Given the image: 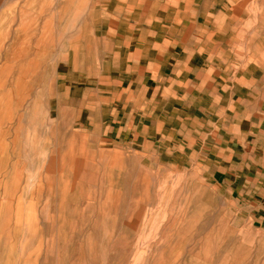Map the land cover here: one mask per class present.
<instances>
[{
  "label": "rangeland",
  "instance_id": "obj_1",
  "mask_svg": "<svg viewBox=\"0 0 264 264\" xmlns=\"http://www.w3.org/2000/svg\"><path fill=\"white\" fill-rule=\"evenodd\" d=\"M101 4L0 0V264H264L254 178L224 183L61 118L79 101L77 32Z\"/></svg>",
  "mask_w": 264,
  "mask_h": 264
},
{
  "label": "crops",
  "instance_id": "obj_2",
  "mask_svg": "<svg viewBox=\"0 0 264 264\" xmlns=\"http://www.w3.org/2000/svg\"><path fill=\"white\" fill-rule=\"evenodd\" d=\"M98 1L77 32L79 101L59 105L64 122L264 190V0Z\"/></svg>",
  "mask_w": 264,
  "mask_h": 264
}]
</instances>
